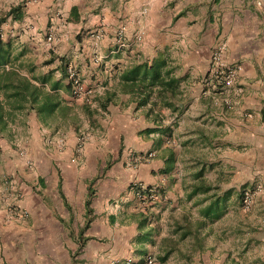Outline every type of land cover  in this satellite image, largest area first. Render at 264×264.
Returning a JSON list of instances; mask_svg holds the SVG:
<instances>
[{"label": "crops", "instance_id": "crops-1", "mask_svg": "<svg viewBox=\"0 0 264 264\" xmlns=\"http://www.w3.org/2000/svg\"><path fill=\"white\" fill-rule=\"evenodd\" d=\"M7 1L0 38L21 74L27 61L54 80L71 68L91 95L61 89L68 110L42 118L34 104L17 98L11 106L0 91V182L12 183L0 185V264H237L236 197L264 179V0ZM218 45L237 69L228 109L204 84ZM157 55L180 80L176 112H154V122L118 92L105 110L96 107L92 98L111 87L113 72ZM134 183L156 189L157 199L136 197ZM207 209L219 217L205 218ZM140 214L150 233L143 243ZM240 227L249 241V217ZM186 241L188 252L179 248Z\"/></svg>", "mask_w": 264, "mask_h": 264}, {"label": "trees", "instance_id": "trees-1", "mask_svg": "<svg viewBox=\"0 0 264 264\" xmlns=\"http://www.w3.org/2000/svg\"><path fill=\"white\" fill-rule=\"evenodd\" d=\"M13 14H16V9L10 10L7 15L13 16ZM13 18L14 20L18 19L16 15ZM16 60L17 56H12L9 50V42H4L0 38V91L5 94L10 105L14 106L18 101L17 98H20L28 104H34L36 106V113L42 118L53 108L62 106L60 111L66 112L68 107L61 104L57 96V92L61 89L71 94L72 85L64 69L62 67L58 69L60 76L58 80H54L51 71L45 74H35L34 67L27 61L25 63L24 75H22L20 72L22 65H14ZM47 64H49V61ZM64 80L65 84L62 83ZM209 80L210 78L207 72L204 78V84ZM179 83L180 80L174 77L173 70L168 67L167 61L160 55H157L149 63L140 62L129 64L117 70L116 73L113 72L111 75V87L104 89L103 94L95 96L92 98V101L96 104L97 108L105 110L108 105L113 103L115 93L118 92L127 95L129 102L134 104L135 109L145 108V116L147 117L162 109L174 113L177 111L176 104L179 101ZM88 101L84 103L83 110L88 115H91L92 111L89 109L91 105H88ZM153 119L154 122L161 120L158 114H154ZM152 132V130L145 129L141 134H149ZM172 154L171 151H168L169 160H171ZM170 169L171 163L167 164V167L159 170V173H165ZM131 188L136 197L148 195L150 193L149 191H152L155 195L157 194V190H153L150 187L141 189L134 185ZM205 190L207 191L208 188H205ZM245 191L247 190L243 189L237 194L240 201ZM209 210L207 209L206 213H204L203 216L205 218L208 217L211 220L210 218L217 219L219 217L217 214L213 217L209 216ZM138 219V229L140 231L136 238L139 243H143L150 234L149 231L146 232L143 230L147 224V218L140 214L138 215ZM139 252L141 255L144 254L143 249L139 250ZM164 258L165 256L158 259V261L163 262Z\"/></svg>", "mask_w": 264, "mask_h": 264}, {"label": "built area", "instance_id": "built-area-1", "mask_svg": "<svg viewBox=\"0 0 264 264\" xmlns=\"http://www.w3.org/2000/svg\"><path fill=\"white\" fill-rule=\"evenodd\" d=\"M32 2L34 0H31ZM122 34V29L117 31L115 34L116 41L120 42V36ZM101 33H97L93 36L95 41H98L101 38ZM54 39L52 34H47L45 37V41L47 43L52 42ZM135 41L137 44H140L142 41V33H139L135 36ZM121 43V42H120ZM223 45H218L216 46L210 53V58H209V70H208V77L210 80L205 83V85L208 87V90L213 93V95L218 96V98L215 99V102L219 103L220 105L224 106L225 108H229L231 106L230 99L228 95L232 92L236 91L235 88V78H236V72L237 69L234 66L226 65L223 62L221 52L223 50ZM67 78L71 82L72 88H71V93L73 96L77 97L83 92V84L76 72L69 68L67 70ZM86 137L85 135H80L77 136L76 138V151L79 153L82 149V144L85 141ZM57 143L59 147L63 146V139H58ZM153 157V154L146 153L139 157V160L142 159H150ZM1 186H4L5 188H11L12 183L7 180V179H2L0 182ZM134 185L140 187L143 189L140 184L134 183ZM133 185V186H134ZM262 189L260 187H257L256 191L260 192ZM150 193L148 195H140L138 196L139 198L146 199L148 201H155L157 199V195H155L152 191H149ZM264 192V191H263ZM249 199L250 195L248 194L247 191L243 193V197L241 200V205L243 209H247L249 207ZM129 260L125 261L124 264H129ZM152 261L150 258L146 259V264H151Z\"/></svg>", "mask_w": 264, "mask_h": 264}, {"label": "rangeland", "instance_id": "rangeland-1", "mask_svg": "<svg viewBox=\"0 0 264 264\" xmlns=\"http://www.w3.org/2000/svg\"><path fill=\"white\" fill-rule=\"evenodd\" d=\"M10 6V2L7 0H0V20L4 16V11L6 7ZM3 23H0V25ZM40 60V58H35ZM83 84V83H82ZM83 84V92L78 96V99H82L85 96H90L91 94H84L86 92ZM86 100H90L87 98ZM261 171L264 170L262 164L258 165ZM254 168V166H253ZM255 172V171H254ZM257 187H260L262 190L257 192ZM248 194L250 195L249 207L245 210L241 205V201L236 197V209L233 212V223H234V232L235 236L239 235L240 237L234 242L233 253L236 259L237 264H264V211L261 209L264 202V179L263 181H255L250 185L245 187ZM252 189V190H251ZM240 191V190H239ZM250 219V240L248 237L244 236L241 239V227L240 224L242 221H245L246 218ZM255 238V239H254ZM189 241V240H188ZM186 241L179 245L180 250L189 251L190 244ZM204 248V247H203ZM195 251V250H194ZM205 251V249H204ZM249 259H248V258Z\"/></svg>", "mask_w": 264, "mask_h": 264}]
</instances>
